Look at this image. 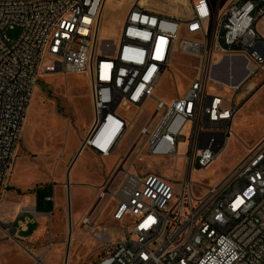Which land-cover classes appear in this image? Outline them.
<instances>
[{
    "label": "built area",
    "instance_id": "built-area-1",
    "mask_svg": "<svg viewBox=\"0 0 264 264\" xmlns=\"http://www.w3.org/2000/svg\"><path fill=\"white\" fill-rule=\"evenodd\" d=\"M107 1L0 0V209L46 55L52 63L44 72L90 70L97 117L82 149L105 158L129 128L118 108L143 106L154 98L178 49L201 58L199 74L182 96L169 103L157 99L155 114L119 165L122 177L115 182L116 174L104 184L82 218V227L100 245L98 260L88 264H264V134L215 184L197 191L191 179L195 164L208 168L225 151L240 108L236 95L264 70V36L257 29L264 0H227L223 6L188 0L191 13L184 19L134 0L119 40L106 45L110 52L96 54V28ZM182 25L189 38L179 39ZM16 27L20 35L11 39L7 31ZM226 57L238 59V68L250 72L234 89L211 74ZM211 80L222 89L210 93ZM179 144L186 166L179 189L159 174L124 169L135 149L138 159L174 156ZM113 199L117 204L110 218L121 228L115 236L107 226L95 229ZM26 213L18 224L0 218V233L21 243L20 233L39 219L35 206L21 207ZM35 257L37 264L44 262L43 256Z\"/></svg>",
    "mask_w": 264,
    "mask_h": 264
},
{
    "label": "rangeland",
    "instance_id": "rangeland-1",
    "mask_svg": "<svg viewBox=\"0 0 264 264\" xmlns=\"http://www.w3.org/2000/svg\"><path fill=\"white\" fill-rule=\"evenodd\" d=\"M131 1L134 0L106 2L100 18L94 53L110 52V48L106 45L112 46L119 40L124 18L132 6ZM172 1L148 0L147 6L166 14L178 15L182 19L189 16L191 11L188 0L185 3ZM214 1L216 6H223L227 2V0ZM20 32L21 29L16 27L8 30L7 35L11 39H17ZM261 34L264 36V32ZM183 38H189L184 25L179 33V39ZM214 57L218 59V55L215 54ZM50 63L52 60L46 55L34 90V93L37 91L39 103L33 115V126L26 140L23 133L25 117L10 177V190L21 195L34 194L40 209L55 212L54 226L52 229L46 225L42 235L30 242L26 236L34 233L35 228V225H30L28 231L20 233L22 247L18 242L0 233V255H2L0 264H37L35 256L41 254H44V262L40 264H65L68 246V264L93 263L98 260L99 241L82 227L83 216L96 203L98 193L104 184L116 174L118 175L115 182L122 177L121 170L118 171L119 165L142 125L155 114L157 99L169 103L182 96L190 82L198 76L201 58L176 49L169 66L157 83L154 98L137 108L134 106L118 108V113L128 119L129 128L114 154L102 158L90 150H85L71 172L69 168L74 159L70 152L73 151L75 138L89 127L88 134L96 122L97 111L92 96V77L89 69L81 72H44V66ZM238 63L239 61L232 66L234 77L240 78L239 80L234 78L233 81L236 83L241 80L245 72L243 67L238 68ZM236 68L240 71L236 72ZM217 73L221 80H227V69ZM216 80H218L217 76ZM263 82L264 70L245 82L238 91L235 102L241 106V109L233 120L229 146L221 158L208 168L203 169L195 164L191 173L194 190L199 191L218 182L245 155L249 146L264 134ZM222 87L223 85L211 80L208 89L210 93H216ZM227 91L231 92V89ZM159 116L160 113L154 120ZM183 148L184 146L179 144L178 155L152 157L143 154L142 159H138L135 149L126 160L124 169L144 175L159 174L168 178L169 183L179 189L178 181L186 176ZM20 159H22V173L17 179ZM54 191L57 198L56 211L53 210V202L46 200L48 195H54ZM116 204L117 201L113 199L98 219L100 226L95 228L97 232L102 226H107L114 236L121 230L119 223L110 218ZM5 207L1 205L0 218L5 215L3 210L6 213L12 211V207ZM70 233L71 238H69Z\"/></svg>",
    "mask_w": 264,
    "mask_h": 264
},
{
    "label": "crops",
    "instance_id": "crops-1",
    "mask_svg": "<svg viewBox=\"0 0 264 264\" xmlns=\"http://www.w3.org/2000/svg\"><path fill=\"white\" fill-rule=\"evenodd\" d=\"M176 16H178V15H176ZM179 18H181V17H179ZM263 23H264V18L261 19L257 24V29L260 33L264 32L263 31ZM228 63H229V66H230V64H232L231 65V67H232L233 64L236 63V61H232V60L227 61L226 65H228ZM229 66H227V67H229ZM217 70H218V67H217L216 71L213 70L214 71L213 76H215L214 75L215 72H218ZM231 75H233V73ZM228 78H229V76H228ZM262 85H264V82ZM240 109H241V106H240L239 110ZM27 113H28V111H27ZM33 122H34L33 120L31 122H27V120H26V122H25V126L23 128V133H24L26 140H28V138H29V131H30V129H32ZM87 129L85 131H81L80 134L75 138L73 151L70 152V155L72 154V158L74 159L70 165V168H69L70 172L72 171L73 166L77 162V160L80 157V155L82 154V152L85 151L82 149V143H83V141L87 135ZM71 142H73V140ZM68 143H70V142H68ZM21 162H22V159H20V162L18 163V166H17L18 167L17 168V174H16L17 179L20 177V174L22 173V163ZM10 186L11 185H9V188H8L6 196L3 200L2 206L12 207V211L9 213H6L3 210V213H5V215L1 219L13 221L15 224H18L20 221H23V219L27 216V214L26 215L21 214V207H23L24 205H32V206L36 207V211L38 212L39 219H38V222H30L26 226V228L23 229V231H28L30 225H35L34 233H31L28 236H26V239L31 242V241L39 238L42 235L44 227L46 225L50 226V228L53 229V226H54L53 225V218H54L55 212L43 211L42 209H40V205L37 203V199H36V196L34 194H32V193L31 194H22V195L16 194V193H14L13 190H10ZM48 197H52L53 199L47 200ZM56 199L57 198H56L55 191H54V195H48L46 197L47 201L53 202V204H54L53 210L55 209V211H56ZM19 245L21 247L23 246L22 243H19ZM0 256H2V255H0ZM39 256H44V254H41ZM66 257H67V255H66ZM68 263H69V261H68Z\"/></svg>",
    "mask_w": 264,
    "mask_h": 264
},
{
    "label": "bare ground",
    "instance_id": "bare-ground-1",
    "mask_svg": "<svg viewBox=\"0 0 264 264\" xmlns=\"http://www.w3.org/2000/svg\"><path fill=\"white\" fill-rule=\"evenodd\" d=\"M147 1L148 0H140V3L142 4V5H146L147 4ZM174 2H177V1H181V2H186V0H173ZM172 1V2H173ZM162 4H164V3H162ZM159 5V4H158ZM153 6V5H152ZM104 9V8H103ZM163 9H164V7H163ZM102 12H103V10H102ZM102 12H101V15H102ZM101 15H100V18H101ZM100 18L98 19V24H97V28H96V40H97V34H98V28H99V25H100ZM100 29V28H99ZM230 60H232V61H238V59H236V58H230V57H226V58H223V59H221L219 62H216V64L215 65H213L212 66V77L213 78H215L216 79V76H217V78H218V81H220L221 83H223V84H225V85H227V86H229L231 89H234V88H237V87H239L243 82H245L247 79H248V77H249V75H250V72L248 71V68L247 69H245L244 68V70H245V72H244V74H242V77H241V80L238 82V83H236V81H233L234 80V78H237V80H239L240 78H238V76L237 77H234V74L233 75H230V73H233V67H231V65L232 64H230V66H229V63H228V65H226V62L227 61H230ZM227 66H229V67H227ZM217 67H218V72L220 73L221 72V70H225V69H227L228 70V76H229V81H223V80H221L220 79V77H219V74H217V72H216V74H214L215 76H213V72L214 71H216V69H217ZM231 67V68H230ZM250 67V66H249ZM214 70V71H213ZM250 70H251V67H250ZM75 72H81V71H75ZM228 76H227V79H228ZM34 95H32V98H31V104H30V106L28 107V113H27V117H26V120H27V122H31L32 120H33V115H34V113H35V109H36V107H37V105H38V103H39V98H38V94H37V91H35V93H33ZM39 107V106H38ZM137 108V107H136ZM27 134V133H26ZM125 135H126V133H125ZM124 135V136H125ZM123 136V137H124ZM122 137V138H123ZM121 141H122V139H121ZM121 141H120V143H121ZM231 141V140H230ZM119 143V144H120ZM229 146V145H228ZM228 146H227V148H228ZM227 148L225 149V151L227 150ZM225 151L222 153V155L225 153ZM17 154V153H16ZM221 155V156H222ZM221 156L216 160V161H218L220 158H221ZM215 161V162H216ZM214 162V163H215Z\"/></svg>",
    "mask_w": 264,
    "mask_h": 264
},
{
    "label": "water",
    "instance_id": "water-1",
    "mask_svg": "<svg viewBox=\"0 0 264 264\" xmlns=\"http://www.w3.org/2000/svg\"><path fill=\"white\" fill-rule=\"evenodd\" d=\"M69 172H70V170H69ZM68 175H69V173H68ZM69 238H71V233L69 234ZM68 252H69V246H68V250H67V255H68ZM67 263H68V258L66 257L65 264H67Z\"/></svg>",
    "mask_w": 264,
    "mask_h": 264
},
{
    "label": "trees",
    "instance_id": "trees-1",
    "mask_svg": "<svg viewBox=\"0 0 264 264\" xmlns=\"http://www.w3.org/2000/svg\"><path fill=\"white\" fill-rule=\"evenodd\" d=\"M85 264H88V262H86Z\"/></svg>",
    "mask_w": 264,
    "mask_h": 264
}]
</instances>
